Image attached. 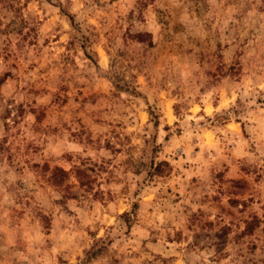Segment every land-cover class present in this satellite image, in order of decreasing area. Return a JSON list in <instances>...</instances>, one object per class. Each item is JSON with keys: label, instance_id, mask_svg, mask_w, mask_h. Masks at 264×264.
Wrapping results in <instances>:
<instances>
[{"label": "clouds", "instance_id": "obj_1", "mask_svg": "<svg viewBox=\"0 0 264 264\" xmlns=\"http://www.w3.org/2000/svg\"><path fill=\"white\" fill-rule=\"evenodd\" d=\"M0 264H264V0H0Z\"/></svg>", "mask_w": 264, "mask_h": 264}, {"label": "rangeland", "instance_id": "obj_2", "mask_svg": "<svg viewBox=\"0 0 264 264\" xmlns=\"http://www.w3.org/2000/svg\"><path fill=\"white\" fill-rule=\"evenodd\" d=\"M164 56H167L168 53H167V50H165V52L163 53Z\"/></svg>", "mask_w": 264, "mask_h": 264}]
</instances>
